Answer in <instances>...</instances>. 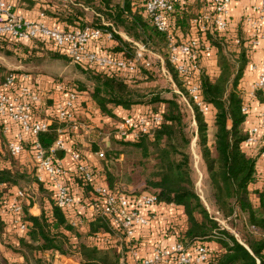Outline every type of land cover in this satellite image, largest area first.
I'll return each instance as SVG.
<instances>
[{
    "label": "built area",
    "instance_id": "built-area-1",
    "mask_svg": "<svg viewBox=\"0 0 264 264\" xmlns=\"http://www.w3.org/2000/svg\"><path fill=\"white\" fill-rule=\"evenodd\" d=\"M233 1L201 0L202 8L190 18L188 31L183 32L181 27L176 26L178 6L185 2L190 6L195 5V0H131V12L142 16L149 27L165 36L168 59L180 77L183 91L192 106L207 119L213 118V107L205 101L200 88V78L205 73L201 59L215 51L208 41L209 35L228 34L229 6ZM258 1L262 3L255 7L259 13L258 19L245 17L243 21L247 28L244 39L251 48H256L264 39V0ZM80 6L83 7L82 4ZM124 13L127 15V12ZM40 15L44 16L43 13ZM104 26L112 25L104 23ZM115 34H118L115 29L87 24L69 28L52 26L43 20L19 15L10 0H0V42L29 46L41 43L43 49L50 47L85 70L108 76L133 75L140 71L141 66L145 69L151 66L150 62L144 60L147 44L131 41L134 52H129L126 46H122L119 53L113 52L112 48L119 44ZM232 38L236 44L240 43L238 36ZM252 69L258 71V76L246 97L251 100L264 99V56L258 65H252ZM52 88L57 95L52 108L56 120L53 112H47L49 108L46 112L50 117H40L44 111V97L46 93H51ZM178 93L188 103L187 98ZM82 100L76 89L63 82L57 81L54 86L43 90L34 75L0 67V131L6 138L8 154L17 159L29 153L35 163V183L28 188L15 189L8 196L0 216L7 227L15 229L19 236L25 235L28 222L25 221L24 208L33 199L35 186L44 184L55 206L70 217L71 224L80 233L87 231V221L99 218L105 223L108 230L94 235V245L103 248L117 243L121 261L127 263L123 248L126 245L128 253L138 263V251L133 244L137 233L152 227L156 222L154 208L163 204L152 193H127L116 187L110 188L104 171L98 170L84 157L72 134L85 128L89 133L104 135L105 139L114 137L136 141L143 136L152 137L162 121L161 116L148 110L146 113L131 111L117 121L103 116L107 119L105 124L112 126L114 131L103 133L79 120L78 110ZM98 111V117L104 119ZM242 111L248 115L249 105L244 98ZM54 122L61 125L57 130L59 137L47 150L38 139L48 132ZM248 132L247 145L258 143L264 137V112L260 122ZM57 152H61L62 158ZM95 155L98 160L105 161L104 149L100 148ZM261 155L264 156V147ZM65 157L67 160H64ZM167 207L172 209L174 206ZM215 220L224 229L223 219L216 217ZM173 239L172 243L162 240L154 243L152 253L142 258L141 264H206L208 249L205 245L198 243L186 247L176 242L175 237Z\"/></svg>",
    "mask_w": 264,
    "mask_h": 264
},
{
    "label": "trees",
    "instance_id": "trees-1",
    "mask_svg": "<svg viewBox=\"0 0 264 264\" xmlns=\"http://www.w3.org/2000/svg\"><path fill=\"white\" fill-rule=\"evenodd\" d=\"M71 4L69 8L66 6L68 17L65 19L66 24H63L65 28L81 27L85 23L84 8L88 7L97 11L96 13H103L115 24L121 23L124 31L136 41L148 45L150 39H162L166 44L163 34L153 28L149 29L142 16L131 13V0H84L81 3L83 7L79 3ZM42 8L46 10L44 6ZM178 11L176 26L187 32L189 20L193 16L192 6L185 2L184 5L178 6ZM124 12H127V15ZM237 36L240 39L239 44L228 34L215 33L208 36V41L216 52L220 71L215 78H210L205 73L200 78L203 97L213 107L215 133L211 145L208 139L207 117L193 106L191 111L197 128L196 134L190 133L187 129L186 109L174 94L166 98L160 97L159 94L150 95L148 103L158 104V107L151 110L162 119L152 137L143 136L136 141L109 138L114 147L113 151L136 153L139 165L147 167L146 162L153 159L156 161L152 170L148 167L144 169L143 185L138 190V193L157 195L159 202L163 204L160 206L164 210L157 212L165 216L163 221H159L161 226L159 225L156 241L173 236L176 242L186 247L198 243L205 245L208 249L206 264H258V261L259 264H264V180L257 172L260 151L256 154L250 153V147L246 143L249 137V132L244 126L247 113L242 111L243 95L237 89L248 64V51L251 47L246 45L247 41L240 32ZM115 40L119 44L115 45L112 51L119 53L122 46L126 45L117 35ZM42 45L36 43L29 46L21 43L19 47H24L23 51L27 53V50L33 51L37 46L42 48ZM13 46L14 44L7 41H1L0 51L9 55L18 54ZM230 47L234 50L231 51ZM165 62L169 68L168 73L174 76V83L181 87L180 77L170 64L168 53ZM89 72L93 76L92 88L88 91L102 117L117 121L122 117L117 116L114 109L130 110L135 105L145 104V97L138 90L131 88L125 79L106 77L92 70ZM59 126L61 125L58 122H54L47 133L39 136L38 140L45 149L49 150L58 139ZM100 127L102 126L97 128ZM194 137L212 191L211 211H208L195 190L191 153ZM133 165L136 166V163ZM106 169L108 170L107 166ZM18 174V171L0 168V212L8 199L6 186L17 184ZM104 174L109 187L114 188L110 173L107 171ZM35 189L37 192H49L44 184L36 185ZM48 194L49 199L42 205L39 216L29 214L28 205L24 208L28 230L25 235L15 238L21 252L26 250L36 257L37 262L44 259V254L49 252V257L58 253L76 264H128L121 261L122 256L116 249L117 243L103 248L93 244L94 235L107 229L101 219L85 222L88 242H83V234L71 224L70 217L55 206L51 193ZM168 205L174 207L169 209ZM241 214L247 218L245 227L251 232L259 233V236L253 239L243 236L248 248L231 233L222 229L215 220L216 217L227 219L237 215L240 217ZM5 222L0 218V227L5 228ZM114 238L115 236L112 237L113 240ZM213 242L218 246L217 249L212 247ZM123 248L125 253L128 252L126 245Z\"/></svg>",
    "mask_w": 264,
    "mask_h": 264
},
{
    "label": "rangeland",
    "instance_id": "rangeland-1",
    "mask_svg": "<svg viewBox=\"0 0 264 264\" xmlns=\"http://www.w3.org/2000/svg\"><path fill=\"white\" fill-rule=\"evenodd\" d=\"M83 1L84 0H21V2L23 3L21 5V12L31 19L43 20L47 24L52 23L53 21H56V23L66 24L65 19L66 17H68L66 13H68V8L72 6L71 3L73 2L76 4H81L83 3ZM48 5L50 7H48ZM35 6L39 9L33 10ZM42 6H44L46 10H43ZM201 8L202 4L198 3L195 7V12L193 11L191 15L194 16L195 13L198 12ZM84 9L86 11H84L85 17L82 16L85 21V23L82 22L83 25H97L109 30L115 29L118 32V34L115 35L119 36L124 41V44L126 45L129 52H134V49L132 48V42H136L139 44L143 43L141 41L134 40L130 34L126 33L124 31L125 29L123 28L124 26L121 23L117 22L116 25L103 13H96L97 11H94L88 7ZM40 13H43L44 16L42 17L41 15H39ZM54 18H57V20H55ZM104 23L111 24L112 26L105 27ZM146 26L152 30V28L147 24ZM11 47H9V49H11ZM13 49L17 50L18 54L9 55L3 51H0V56L4 59L0 61V67L5 69L23 71L29 73L30 75H34L35 78L38 79V81L41 83V87L43 90L48 88L49 86H54V83H56L57 81L63 82L71 88L76 89L79 93V96L83 99L78 110L80 112L78 114L79 120L86 123L87 125H92L95 131L101 130L103 133L114 132L112 126L105 124L101 128H97L95 127L96 124H94L96 121L91 122L98 118V108L96 103L91 98L90 92L88 91L89 88H92L91 78L93 76V74H91L89 70L83 69L79 65L73 63L66 56L55 52L50 47L42 49L41 46H37L36 48H33V51L27 50L26 53L23 51L24 47H19V44H16L13 46ZM146 49L147 53L144 57V60L150 62L151 65L148 69H145L141 66V69L138 73L126 76H108L102 73L99 74L106 77L123 78L125 79V81H127V84L131 88L138 90V92L145 97V104L133 106L130 109L132 113H146L147 110L153 113V110L151 109L158 107V104L148 103V101H150L151 94H159V96L162 98L171 97L173 94L176 95L177 99H179V101L187 111H185V115L188 124V131L190 133L196 134L197 127L191 111L193 106L188 100L187 95L183 91L184 89L174 83L173 74L171 73L170 75L167 71L169 70V68L166 65L167 62H165L167 53L166 44L162 39L154 41L150 39L148 40ZM230 49L231 51L234 50L233 47H230ZM207 57L211 58L210 56ZM203 69L204 71L206 69L205 74L210 78L216 77V74L212 73L209 67L205 68L203 66ZM50 91L51 93H46V96L44 97L45 106L44 111L40 113L41 118H49L50 116L47 115V112L54 113V110H52V108L55 104V100L57 99V95L54 93L53 88ZM178 92H181L187 98L188 103L183 100V97ZM47 108H49V111L46 112ZM53 117L54 120H56L55 113ZM214 133L215 128L213 120L212 118L208 117L209 145L212 144ZM77 134H84V131H78ZM72 135H75V133H73ZM89 136L90 137L85 138L83 144L78 143L80 148L79 151L84 155V157L94 167H97L98 170L102 169L104 173L107 171L110 173L112 182L114 183L113 187H116L127 193H138V190H140L143 185L142 181L144 178V169L149 168L150 170H152V166L154 165V163H156V161L154 159L150 160L146 162L148 168L146 166L144 167L143 165H139V158L136 153H123L113 151L114 147L112 146V144H110L109 137L108 139H105L106 137L104 135H98L97 132L95 134L90 132ZM89 140L93 142H90ZM6 143V138H4L0 131V168H7L19 172L17 176V184L6 186L8 189V193L6 195L10 196L13 194L15 189L28 188L35 183V163L33 156L29 153H24L17 159L10 157L7 151ZM100 148L104 149L106 153L105 161L98 160L95 155V153ZM111 149L112 151H110ZM26 150H28L27 147ZM191 153L192 173L195 181V190L201 197L208 211H211V204H213L212 191L209 186L205 166L201 161L199 151L196 146V137L193 138L191 144ZM134 163H136V166L133 165ZM106 166L108 167V170L106 169ZM1 189L2 191H6L3 188ZM32 197L33 199H36L39 206L42 207L45 201L49 199V194L45 193L44 191H38L37 194L35 196L32 195ZM238 215L223 219V227L227 232L231 233L240 243L244 244L248 248V246L243 241V236H249L251 239H253L255 236H259V233H255L254 231L251 232V230H248L245 227V221L247 219L246 216L241 214L240 217H238ZM0 218L2 217L0 216ZM82 234V241L88 242L85 232H83ZM16 237H18V233L12 227H0V264H54V257L46 258L44 256V259H41L40 262H37L35 260L36 257H33L26 250L22 251L25 254L23 255V253L19 250V245L17 243V240L15 239ZM211 245L214 248H218V246L214 242L211 243ZM67 264H76V262L72 260L68 261Z\"/></svg>",
    "mask_w": 264,
    "mask_h": 264
},
{
    "label": "crops",
    "instance_id": "crops-1",
    "mask_svg": "<svg viewBox=\"0 0 264 264\" xmlns=\"http://www.w3.org/2000/svg\"><path fill=\"white\" fill-rule=\"evenodd\" d=\"M11 4L14 6V10L15 12H17L19 15H22L26 18H29L28 16H26L24 13H22V8L21 5L23 4L21 2V0H10ZM201 0H195V5L194 8L192 9V11L195 12V7L198 3H200ZM262 4L260 1L258 0H235L233 1L230 6H229V30H228V35H230L231 37L237 36L238 33L240 32V34H242V37L245 38L246 37V29L244 26V18L245 17H252V18H257L259 16V13L257 12V10H255V7L257 5ZM49 7V5H48ZM38 10V7H34L33 10ZM36 13V12H35ZM40 15V14H39ZM55 20H57V18H54ZM49 25L52 26H58V27H62L63 24L61 23H56V21H53L52 23H48ZM264 33V30H263ZM260 44L256 47V48H249L248 51V64L244 69L243 72V77L239 82L238 85V91L241 92L243 94V98L248 102L249 105V111H248V115L245 121V129L249 130L250 128H252L253 126L257 125L260 122V118L262 116V113L264 112V99L262 97H259L257 99H249L246 97V93H248L251 89H252V85L255 82V80L257 79L258 76V71L257 70H253L252 69V65H258L261 60L263 59L264 56V39L260 40ZM246 45L248 46V42H246ZM210 56L211 58L207 57ZM4 60L1 56H0V61ZM209 60V61H208ZM202 62V66L209 67L210 70L212 71V73H215L216 77L219 75L220 71L217 65V55L215 51H211L209 53V55H206V57L203 56V58L201 59ZM5 66V65H4ZM206 71V69H205ZM210 72V71H209ZM208 73V72H206ZM131 112V110H125L123 108H116L114 109V113L117 114V116H121V117H125L126 115H128ZM213 113V112H212ZM104 118V117H102ZM104 119H101V117H98L96 120L91 121V122H95L94 124L95 127L98 126H103L107 121ZM110 120V119H109ZM92 126V125H91ZM84 131V134H77L78 131L75 133V135H72L73 138H76L78 143L83 144L85 141V138L90 137L89 136V131H87L85 128L80 129L79 131ZM87 136V137H86ZM90 141V140H89ZM88 142V139H87ZM85 145V144H84ZM264 146V137H262L258 143L249 145L248 147H250V153L252 154H256L260 153V155H258V161H257V172L258 175L262 178V180H264V156L261 155V151L262 149H260L261 147ZM62 158V155L59 156ZM64 160H67V157H65ZM37 194V191L35 190L34 192V196ZM31 202H29L28 204V212L29 214L33 215V216H39L41 214V210L42 207L39 206V204L37 203L36 199H32ZM155 210V220L156 222L152 225V227L150 226V228L148 230L142 231L140 233H137L136 239L134 241V246L136 248V250L138 251V263L136 261H134L130 254L128 252H126L127 255V263L128 264H141V259L147 257L148 255H150L152 253L153 250V245L154 243H156V235L159 231V221H163V218L165 215H159V213L157 212H162L164 210L163 207L158 206L156 208H154ZM161 226V225H160ZM164 243H172L174 241L173 236H170L168 238H164L162 240ZM45 257H49L48 254H44ZM54 256V264H67L68 261H72L70 259L65 258L64 256L61 255H53ZM20 261V259H19Z\"/></svg>",
    "mask_w": 264,
    "mask_h": 264
},
{
    "label": "water",
    "instance_id": "water-1",
    "mask_svg": "<svg viewBox=\"0 0 264 264\" xmlns=\"http://www.w3.org/2000/svg\"><path fill=\"white\" fill-rule=\"evenodd\" d=\"M58 156H61V152H57Z\"/></svg>",
    "mask_w": 264,
    "mask_h": 264
}]
</instances>
